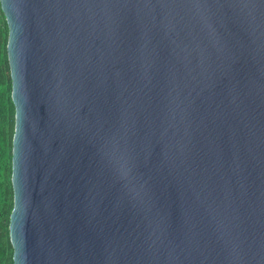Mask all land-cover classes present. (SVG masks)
<instances>
[{
    "label": "water",
    "instance_id": "95a60500",
    "mask_svg": "<svg viewBox=\"0 0 264 264\" xmlns=\"http://www.w3.org/2000/svg\"><path fill=\"white\" fill-rule=\"evenodd\" d=\"M14 264H264V0H0Z\"/></svg>",
    "mask_w": 264,
    "mask_h": 264
},
{
    "label": "trees",
    "instance_id": "16d2710c",
    "mask_svg": "<svg viewBox=\"0 0 264 264\" xmlns=\"http://www.w3.org/2000/svg\"><path fill=\"white\" fill-rule=\"evenodd\" d=\"M9 28L0 2V264H14L10 221L14 209L13 140L16 108L8 59Z\"/></svg>",
    "mask_w": 264,
    "mask_h": 264
}]
</instances>
